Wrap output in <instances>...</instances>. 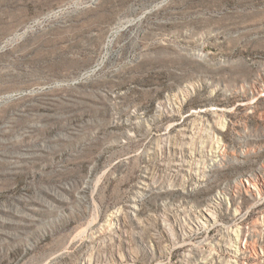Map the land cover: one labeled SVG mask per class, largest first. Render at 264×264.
Listing matches in <instances>:
<instances>
[{
	"label": "rangeland",
	"instance_id": "1",
	"mask_svg": "<svg viewBox=\"0 0 264 264\" xmlns=\"http://www.w3.org/2000/svg\"><path fill=\"white\" fill-rule=\"evenodd\" d=\"M256 175L264 0H0V264H235L191 228L220 195L264 248Z\"/></svg>",
	"mask_w": 264,
	"mask_h": 264
},
{
	"label": "bare ground",
	"instance_id": "2",
	"mask_svg": "<svg viewBox=\"0 0 264 264\" xmlns=\"http://www.w3.org/2000/svg\"><path fill=\"white\" fill-rule=\"evenodd\" d=\"M200 153H202L201 156L204 159L203 162H201V165L195 164V161H192L191 164H189L188 170L186 168L182 169V171L188 172L189 176L192 177V180H194V182H196V185L198 186L207 181L209 177L208 174L214 169L213 167L215 165H218L219 163L222 164V162H226L228 157L227 152L219 146H217V149H215V147H211L209 150L201 151ZM179 165L183 166L181 164ZM185 166H187V164ZM246 185L247 186L242 189V192L240 191V194L244 193L251 199L255 198V195L257 193L264 194V178L262 177H259L257 175L249 177L248 179H246ZM147 186V182L144 180L140 181L137 185L139 189L145 191H147ZM137 195L140 194L137 193ZM223 200H225V198L221 197L220 195L219 197L217 196L216 199L213 201V204L216 205H209L210 210L207 209L205 211L207 218L206 220L208 221V224L212 226L211 230H209L207 224H203L202 222L198 221L196 222V224H193V227L191 228V233H196V235H198L203 234L205 232H212V230L218 229L219 233L224 234L229 240L228 246L225 247L226 252L228 253L227 255L234 259L230 260L231 263L244 264L243 261L246 258H254L256 260L262 258V256L264 255V248L258 243L257 236L252 234L248 237L247 232H245L242 227L233 228L234 226L232 225L227 227L219 225L218 219L215 217L214 213H217L216 211L222 206ZM134 202L137 201L134 200ZM129 207L134 210L138 209L137 203H134L133 206L129 205ZM119 215V212L114 211L110 216L111 219L115 220ZM241 215L242 212L240 211L236 214V216ZM259 253H261V255Z\"/></svg>",
	"mask_w": 264,
	"mask_h": 264
}]
</instances>
